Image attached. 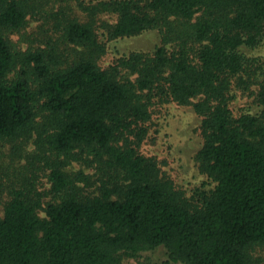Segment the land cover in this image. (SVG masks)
I'll return each mask as SVG.
<instances>
[{
  "label": "trees",
  "instance_id": "16d2710c",
  "mask_svg": "<svg viewBox=\"0 0 264 264\" xmlns=\"http://www.w3.org/2000/svg\"><path fill=\"white\" fill-rule=\"evenodd\" d=\"M40 1L0 0V264H121L159 246L169 262L264 264V0H102L109 38L159 34L105 68L92 22L64 19V45L14 44ZM239 90L255 109L234 115ZM168 101L201 117L213 185L190 197L140 151Z\"/></svg>",
  "mask_w": 264,
  "mask_h": 264
},
{
  "label": "rangeland",
  "instance_id": "374dc122",
  "mask_svg": "<svg viewBox=\"0 0 264 264\" xmlns=\"http://www.w3.org/2000/svg\"><path fill=\"white\" fill-rule=\"evenodd\" d=\"M102 0H67L35 2L34 14L28 16V23L20 32L11 33L10 38L20 49L46 47L49 44H63L60 37L64 19L72 18L78 22H92L99 41L105 44V52L98 59L100 67L116 63L117 59L129 52L151 51L159 42L157 30L150 29L134 36L109 38L107 28L116 21V15L100 9ZM62 40V41H61ZM65 43V42H64ZM64 45V44H63ZM260 55L264 59V49ZM194 100V99H193ZM233 114L238 115L245 108L255 109L253 95L237 91L230 104ZM151 120L147 136L140 145V151L154 157L161 175L169 178L174 187L190 197L196 189H208L213 183L200 171L195 159L203 138L200 116L189 105H179L174 101L157 103L151 109ZM31 147H29L30 149ZM74 169L79 165H73ZM90 172L92 169H86ZM85 170V171H86ZM121 264H185L169 262L165 250L159 246L146 249L136 257L125 258Z\"/></svg>",
  "mask_w": 264,
  "mask_h": 264
}]
</instances>
